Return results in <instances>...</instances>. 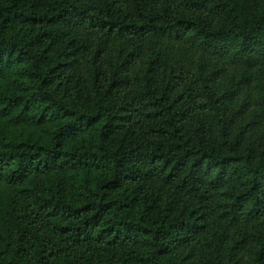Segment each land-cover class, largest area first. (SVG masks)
Wrapping results in <instances>:
<instances>
[{
  "label": "trees",
  "instance_id": "1",
  "mask_svg": "<svg viewBox=\"0 0 264 264\" xmlns=\"http://www.w3.org/2000/svg\"><path fill=\"white\" fill-rule=\"evenodd\" d=\"M0 264H264V0H0Z\"/></svg>",
  "mask_w": 264,
  "mask_h": 264
}]
</instances>
